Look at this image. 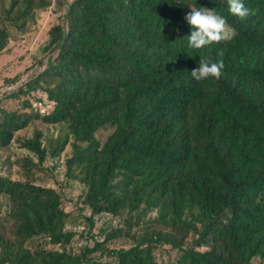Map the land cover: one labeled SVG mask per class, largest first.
<instances>
[{
    "label": "trees",
    "instance_id": "obj_1",
    "mask_svg": "<svg viewBox=\"0 0 264 264\" xmlns=\"http://www.w3.org/2000/svg\"><path fill=\"white\" fill-rule=\"evenodd\" d=\"M242 2L244 19L227 0L67 4L65 22L48 30L45 67L0 96V149L17 142L38 159L15 160L24 179L0 172V264H264V0ZM49 5L0 0V52L11 28L25 30ZM200 7L235 35L188 48L184 17ZM200 59L223 60L219 79L191 77ZM36 122L63 133H18ZM67 145L66 173L84 186L89 231L100 213L128 227L100 230L103 241L79 252L66 248L74 234L64 230L61 193L34 182L39 163ZM141 224L140 235L131 232ZM121 236L134 243L104 245ZM163 244L173 258H157Z\"/></svg>",
    "mask_w": 264,
    "mask_h": 264
},
{
    "label": "rangeland",
    "instance_id": "obj_2",
    "mask_svg": "<svg viewBox=\"0 0 264 264\" xmlns=\"http://www.w3.org/2000/svg\"><path fill=\"white\" fill-rule=\"evenodd\" d=\"M71 0H50L46 9L37 10L34 18L28 23L23 31L16 28L10 29V40L6 48L0 52V96L6 91H11L27 81L35 73L45 67L47 56L50 51L44 49L48 41V30L56 23L65 22L64 16L67 4ZM37 127L44 135L56 136L63 133L62 125H50L36 122L18 133L30 136L32 130ZM110 129L101 130L97 133L101 140L109 134ZM45 143V140L43 141ZM71 147L67 145L64 151L57 157L47 155L36 170L34 182L43 186L57 189L65 200V209L69 212L65 231H72L74 236L71 243L66 246L73 252L81 251L85 246H93L95 237L103 241L104 234L99 231L105 229L110 231L116 227H127L123 216H112L109 213H100L93 216V226L89 231V223L86 217L90 215V209L83 205L81 196L84 190L83 184L69 178L66 173L65 159L70 156ZM31 158L35 163L37 157L25 148H21L17 142L11 143L7 148L0 149V172L10 174L12 178L24 179L27 173L16 159ZM6 198L0 196V216L6 210ZM128 228V227H127ZM143 224L132 225L131 232L140 235ZM134 243L129 236H121L107 241L104 245L112 248L130 247ZM48 247L58 248V245L48 244ZM155 253L158 259H171L176 254L169 245L156 246ZM99 257V253L91 254ZM101 258L104 259L102 256ZM258 259L253 264H258Z\"/></svg>",
    "mask_w": 264,
    "mask_h": 264
},
{
    "label": "clouds",
    "instance_id": "obj_3",
    "mask_svg": "<svg viewBox=\"0 0 264 264\" xmlns=\"http://www.w3.org/2000/svg\"><path fill=\"white\" fill-rule=\"evenodd\" d=\"M227 5L229 13L240 19L250 15L249 9L244 6L242 0H227ZM184 19L193 29L187 36V46L190 49H200L207 45L230 40L235 35V29L229 26L226 19L213 9L192 8ZM218 55L222 56L223 52L221 51ZM223 67L222 59L216 62L200 59L198 67L191 70L190 75L196 81H203L209 77L219 79Z\"/></svg>",
    "mask_w": 264,
    "mask_h": 264
}]
</instances>
